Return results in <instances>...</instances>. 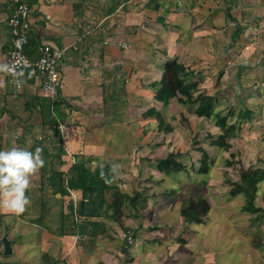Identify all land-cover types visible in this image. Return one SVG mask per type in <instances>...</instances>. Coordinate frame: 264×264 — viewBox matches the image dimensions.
<instances>
[{"label":"crops","instance_id":"obj_1","mask_svg":"<svg viewBox=\"0 0 264 264\" xmlns=\"http://www.w3.org/2000/svg\"><path fill=\"white\" fill-rule=\"evenodd\" d=\"M20 3H25L31 10L30 38L37 43L36 56L29 51L26 53L36 59L38 48L43 44L64 50L61 80L65 75L69 95L63 96L59 89L58 97L52 100L42 89L41 78L0 73V84L3 85L0 86V150L27 145L28 150L35 151L37 147L34 146L40 141L43 146L38 147L48 151L46 166L57 165L52 156L62 158L60 165L68 166L59 170L67 172L82 157L88 166H122L131 159L128 158L131 152L137 156L131 159L132 164L139 165V160L145 156L140 151L148 149L152 152L166 144L168 152L164 156L150 159L151 154H148L144 158L151 166L154 163L155 171L160 175L159 178L152 176L151 180L165 176L158 171L157 160L170 152H181L178 160L187 166L182 158L189 160L190 154L176 147V143L170 147L172 141L166 140L169 134L178 130L179 120L187 117L181 110L179 118L172 121L171 107L176 103L194 105L189 121L208 123L206 128L198 127L197 130H216L217 136L220 128L215 125L214 118L196 114L198 102L181 103L176 96L167 101L157 98L165 65L172 59L177 60L189 75L187 82L197 83L199 92L195 95L204 92L212 96L214 112L220 116L229 115L228 124L238 123L239 113L249 110L251 120L241 122L239 130L258 117L259 130H264V0H0V64H3L11 42L8 19ZM16 81L21 82L20 90H17ZM50 101H61L65 115L57 126L62 137L59 143L46 116H55L54 112H46ZM191 125L193 132L195 128ZM165 126H171L172 130L165 131ZM213 133L207 131L205 136H212L210 139L214 140ZM158 135L161 138H156ZM45 143L50 149L44 146ZM197 149L199 160L201 150L208 153L203 144ZM137 173H140L139 169ZM45 180L41 169L39 189L45 188L42 185ZM118 181L115 182L127 194L137 192L146 198L142 208L145 211L151 199L148 190L136 186L128 192L121 184L122 179ZM146 186L149 188L151 183ZM46 189L52 191L48 186ZM71 192L80 198L79 190ZM54 197L58 198L60 194ZM126 209L124 213L129 214L128 219L139 216L137 226L133 223V233L124 218L122 223L127 231L107 218L99 220L103 223L112 221L119 225L121 233L134 237L135 242L131 244L123 240L126 250L121 252L126 254L127 264H138L143 256L137 258L136 248L146 245L135 236L142 234L147 223L141 220L144 213L137 214L130 205ZM165 221L157 220V225H164ZM48 230L51 229H43L44 232ZM51 235L50 247L56 246V250L53 248L50 250L54 251L39 255L42 258V254L48 253L51 264H117L111 250L100 254L102 244L97 240L105 234L94 239L80 235L78 240H74L78 234ZM154 236V243L165 247L158 243V235ZM44 239L48 247V239ZM133 244L136 253L128 250ZM12 247L15 252L13 241Z\"/></svg>","mask_w":264,"mask_h":264},{"label":"rangeland","instance_id":"obj_2","mask_svg":"<svg viewBox=\"0 0 264 264\" xmlns=\"http://www.w3.org/2000/svg\"><path fill=\"white\" fill-rule=\"evenodd\" d=\"M66 82L64 75L60 82L63 96L69 95ZM119 91L122 92V89ZM194 108V105L178 103L171 107L172 121L175 122L177 117L179 118L181 110L187 117L179 120L178 130L174 131L173 135L169 134L166 137V140L172 141L169 144L170 147L176 143V147L190 154L189 160L187 157L182 158L188 164L186 171L178 173L175 177L164 176L158 180H151L152 176L159 178L160 175L155 171L154 163L151 166V163L145 162L144 158L148 154H151L150 159L164 156L168 152L164 144L152 152L148 149L146 152L140 151L145 156L139 160V165L135 162L132 164L131 159L136 155L131 152L128 157L131 159L125 161L122 166L118 165L115 172L117 175L113 177L114 181H118V178L122 179L121 184H124L123 188L126 191L131 192V189L136 186L146 188L148 196L151 197L145 211H142V208L135 210L137 214L144 213L141 220L147 223L145 226L142 223V228L144 226L142 234L135 236L141 239L143 245H146L144 248H136L139 253L137 258L143 256L138 264H264V215L259 218L255 214L244 211L242 209L245 203L243 194L229 193L232 188L230 183L238 179L241 169L249 167L264 169V130H259V117L253 120V123H245L241 127L242 130H237L234 137L227 139L230 143L229 149L222 150L219 146L210 144L212 139L205 136L207 131L214 132L216 136V130H197L198 127L206 128L208 124L206 121L195 119L189 121L188 117L192 116ZM257 110L259 113V108ZM191 123V126L195 128L193 132H191ZM40 130H37V133L40 134ZM156 138H161V136L158 135ZM199 144H203L212 161L206 173L199 170L200 152L197 149ZM44 146L50 149L48 143ZM23 148L29 149L27 145ZM51 159L52 161L55 159L57 165L53 168L57 170L68 166L67 164L60 165L62 158L52 156ZM112 166L113 164L111 168ZM137 169L140 171L139 174ZM149 182L151 186L148 188L146 184ZM39 186L40 173L33 178L32 187L28 192L31 204L22 216L0 211V238L6 231L8 238H11L16 247L12 255L4 256L0 244V264H40L44 261L39 256L41 252L54 251L50 250L53 248L56 250V246L50 247L49 240L53 239L51 234L58 231V212L61 206L65 208L70 199L69 196L64 197L62 201L60 197L54 199L49 194L52 191H48L46 187L39 189ZM190 197H204L210 204L209 212L199 223L186 224L180 215L183 201ZM262 197L264 198V178L258 185L255 199V203L259 206H264ZM41 200L46 203L44 210L41 209ZM128 215L126 212L123 218L128 220L127 223L131 225L130 232L133 233V223L135 222L137 226L139 216H132L128 219ZM41 216L44 224L36 221H40ZM164 219L166 220L164 225H157V220L164 221ZM175 221L178 223L174 224ZM105 224V235L97 240L102 244L99 248L100 254L111 250L112 256L115 255L117 258V264H127L126 254L121 252L126 250L121 228L109 220ZM45 228L51 230L44 232ZM154 234L158 235V243L164 244L165 247L162 248L154 243ZM44 237L48 239V247L45 245ZM115 239L116 241H113ZM38 244H41L40 251ZM129 249L135 252L134 244Z\"/></svg>","mask_w":264,"mask_h":264},{"label":"trees","instance_id":"obj_3","mask_svg":"<svg viewBox=\"0 0 264 264\" xmlns=\"http://www.w3.org/2000/svg\"><path fill=\"white\" fill-rule=\"evenodd\" d=\"M29 40L25 47L26 52H32L36 56L37 43L36 40L30 38V30L28 31ZM32 56V55H31ZM189 75L185 72L183 66L172 59L165 65L160 88L157 90V98L167 101L170 97L176 96L181 103H195L198 105L195 112L198 116H204L208 119L214 118L215 125L220 128V134L212 140V144H216L222 150H228L230 143L227 139L234 137L236 131L240 128V123L244 120H251L249 110H244L239 113V121L235 124H228V117L220 116L218 112H214L212 96L206 93L199 92L197 83L187 82ZM61 101H50L47 104L46 112H54L46 116L50 119L52 134L56 138V142H61V135L58 129V123L63 121L64 113L61 109ZM44 108V107H43ZM162 122V120H161ZM165 131L172 130L171 126H165ZM212 138V136H210ZM42 142L38 141L34 148L41 146ZM43 146V145H42ZM43 158H46L47 149L42 148ZM61 149V148H60ZM199 170L203 173L208 172L212 161L209 159L207 152L201 150ZM182 156L179 151L170 152L164 158L157 160V169L165 176L174 177L181 171H186L187 166L181 163L178 159ZM82 157L74 162L67 170H55L45 165L42 169V176L46 178L42 185L52 189L53 197L55 194H60V201L65 196H70L68 205L61 206L58 212L59 228L56 234L58 235H87L88 239H94L99 234L104 235L106 232L105 223L100 221L101 218H107L118 223L124 230L122 218L125 215V210L128 205L137 208H143L146 203V198H142L139 193L134 192L133 195L127 194L121 190L118 184L113 180L115 173L110 166H94L86 165V161ZM264 178V169L259 167H249L241 169L238 173V179L231 182L230 194H243L245 203L242 209L250 214H255L261 218L264 215V206H259L255 203L258 192V185ZM79 190L80 198H77L74 206L73 198L70 191ZM57 199L56 197H54ZM59 199V198H58ZM264 200V198L262 197ZM180 215L183 222L186 224L199 223L210 210V204L204 197H190L183 201ZM46 203L41 200V209H45ZM66 210V211H65ZM41 223L42 220H36ZM42 259L45 264L49 263L50 256L48 253L42 254Z\"/></svg>","mask_w":264,"mask_h":264},{"label":"built area","instance_id":"obj_4","mask_svg":"<svg viewBox=\"0 0 264 264\" xmlns=\"http://www.w3.org/2000/svg\"><path fill=\"white\" fill-rule=\"evenodd\" d=\"M30 13V8L25 3H20L9 17L7 24L11 34V42L3 64L12 65L18 73L17 76H28L35 79L41 78L42 89L47 96L55 100L59 95L61 61L65 53L64 50L55 48L50 44H43L38 48L39 56L36 59H31L28 56L25 47L29 40ZM70 193L73 196L75 206L77 197L73 195V192L70 191ZM123 234L124 240L127 243H133L131 234ZM80 238L79 234L75 236V240Z\"/></svg>","mask_w":264,"mask_h":264},{"label":"clouds","instance_id":"obj_5","mask_svg":"<svg viewBox=\"0 0 264 264\" xmlns=\"http://www.w3.org/2000/svg\"><path fill=\"white\" fill-rule=\"evenodd\" d=\"M0 73L18 75L15 68L9 64H0ZM17 90H20V81H16ZM0 86H3L0 84ZM43 149L37 147L35 151L19 146H12L0 150V211L13 215L23 214L31 204L28 192L33 178L46 165L42 155ZM113 172L118 166L113 165Z\"/></svg>","mask_w":264,"mask_h":264},{"label":"water","instance_id":"obj_6","mask_svg":"<svg viewBox=\"0 0 264 264\" xmlns=\"http://www.w3.org/2000/svg\"><path fill=\"white\" fill-rule=\"evenodd\" d=\"M0 244L2 245V255L9 256L13 253L12 240L8 238L7 232L4 231L0 238Z\"/></svg>","mask_w":264,"mask_h":264},{"label":"bare ground","instance_id":"obj_7","mask_svg":"<svg viewBox=\"0 0 264 264\" xmlns=\"http://www.w3.org/2000/svg\"><path fill=\"white\" fill-rule=\"evenodd\" d=\"M60 74H61V71H60Z\"/></svg>","mask_w":264,"mask_h":264}]
</instances>
